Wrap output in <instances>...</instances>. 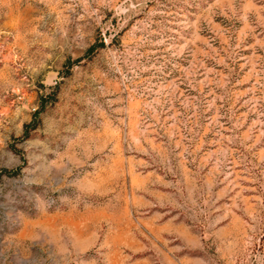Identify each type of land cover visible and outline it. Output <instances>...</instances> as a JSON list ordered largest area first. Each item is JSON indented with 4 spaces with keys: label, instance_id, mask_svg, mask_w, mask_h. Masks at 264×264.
Segmentation results:
<instances>
[{
    "label": "rangeland",
    "instance_id": "374dc122",
    "mask_svg": "<svg viewBox=\"0 0 264 264\" xmlns=\"http://www.w3.org/2000/svg\"><path fill=\"white\" fill-rule=\"evenodd\" d=\"M0 264H264V0H0Z\"/></svg>",
    "mask_w": 264,
    "mask_h": 264
}]
</instances>
